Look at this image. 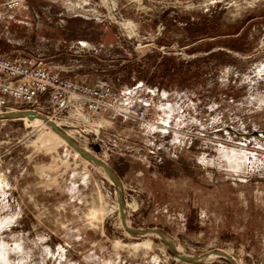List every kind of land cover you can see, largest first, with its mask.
<instances>
[{
	"label": "rangeland",
	"instance_id": "rangeland-1",
	"mask_svg": "<svg viewBox=\"0 0 264 264\" xmlns=\"http://www.w3.org/2000/svg\"><path fill=\"white\" fill-rule=\"evenodd\" d=\"M4 2L10 56L157 103L149 126L0 116V264H264V0Z\"/></svg>",
	"mask_w": 264,
	"mask_h": 264
},
{
	"label": "built area",
	"instance_id": "built-area-1",
	"mask_svg": "<svg viewBox=\"0 0 264 264\" xmlns=\"http://www.w3.org/2000/svg\"><path fill=\"white\" fill-rule=\"evenodd\" d=\"M22 1L5 0L3 6L13 10ZM156 103L153 91L144 81H134L116 93L105 79L91 84L62 76L36 61L25 62L10 56L2 50L0 39V114L12 111L39 115L46 111L58 115L72 111L103 112L112 118L123 117L139 126H149L153 123Z\"/></svg>",
	"mask_w": 264,
	"mask_h": 264
},
{
	"label": "trees",
	"instance_id": "trees-1",
	"mask_svg": "<svg viewBox=\"0 0 264 264\" xmlns=\"http://www.w3.org/2000/svg\"><path fill=\"white\" fill-rule=\"evenodd\" d=\"M203 29H204V31H206V33H205L206 36L218 37L219 39L224 37V39H223L224 41L222 42V44L225 45V47H227L229 49H232V50H237V51L238 50L239 51H244L245 50V47L243 46L244 43H242L240 45V44L236 43V41L234 42L231 39L232 37H234V35L239 33L240 28H238L236 31L235 30H231V29L224 30L222 28L221 23H217V21H216V22L212 23L211 25L207 24ZM243 32H241V34ZM219 53L221 54L223 52H219ZM212 55H214V53ZM164 58L169 59L166 56ZM169 75H170L171 78H173V76H174L173 73L172 74L170 73ZM184 79H185V77L183 78V80Z\"/></svg>",
	"mask_w": 264,
	"mask_h": 264
},
{
	"label": "water",
	"instance_id": "water-1",
	"mask_svg": "<svg viewBox=\"0 0 264 264\" xmlns=\"http://www.w3.org/2000/svg\"><path fill=\"white\" fill-rule=\"evenodd\" d=\"M1 117H9V116H16V117H27L28 119H32V117L34 116H39V114L37 113H29V112H26V111H12V112H6V113H3V114H0ZM41 116V115H40ZM44 118H48V117H44ZM53 127H54V130L56 133H58L59 135L62 136V138L67 141L76 151L78 152H81L83 153V151L79 148V146L68 136L64 135L58 128V126L53 123ZM95 148L96 150H99L100 149V145H95ZM90 159L94 160V161H97L99 162L101 165H103L109 175L113 178H116L115 175L113 174L112 170L110 169V167L103 161L95 158V157H89ZM121 208V213L123 212V206L120 207Z\"/></svg>",
	"mask_w": 264,
	"mask_h": 264
},
{
	"label": "bare ground",
	"instance_id": "bare-ground-1",
	"mask_svg": "<svg viewBox=\"0 0 264 264\" xmlns=\"http://www.w3.org/2000/svg\"><path fill=\"white\" fill-rule=\"evenodd\" d=\"M34 117H38V118H43V117H41L40 115L39 116H34ZM33 118V117H32ZM46 119V118H45ZM47 122H50L51 123V125H52V127H53V122H51L50 120H48ZM53 129H54V127H53ZM58 134V133H57ZM61 136V135H60ZM62 137V136H61Z\"/></svg>",
	"mask_w": 264,
	"mask_h": 264
}]
</instances>
